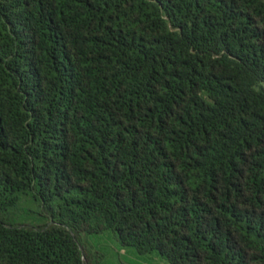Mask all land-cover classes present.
I'll use <instances>...</instances> for the list:
<instances>
[{"label": "trees", "instance_id": "16d2710c", "mask_svg": "<svg viewBox=\"0 0 264 264\" xmlns=\"http://www.w3.org/2000/svg\"><path fill=\"white\" fill-rule=\"evenodd\" d=\"M107 230L264 264V0H0V264Z\"/></svg>", "mask_w": 264, "mask_h": 264}, {"label": "rangeland", "instance_id": "374dc122", "mask_svg": "<svg viewBox=\"0 0 264 264\" xmlns=\"http://www.w3.org/2000/svg\"><path fill=\"white\" fill-rule=\"evenodd\" d=\"M28 214L33 220L34 214ZM81 239L87 251L97 256L99 264H169L156 254L139 255L132 248H123L111 230L98 234L83 233Z\"/></svg>", "mask_w": 264, "mask_h": 264}]
</instances>
